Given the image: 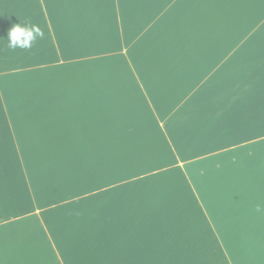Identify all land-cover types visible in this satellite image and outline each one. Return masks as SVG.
I'll return each instance as SVG.
<instances>
[{
    "label": "crops",
    "instance_id": "0c3cea01",
    "mask_svg": "<svg viewBox=\"0 0 264 264\" xmlns=\"http://www.w3.org/2000/svg\"><path fill=\"white\" fill-rule=\"evenodd\" d=\"M0 264H264V0H0Z\"/></svg>",
    "mask_w": 264,
    "mask_h": 264
},
{
    "label": "clouds",
    "instance_id": "9594fccd",
    "mask_svg": "<svg viewBox=\"0 0 264 264\" xmlns=\"http://www.w3.org/2000/svg\"><path fill=\"white\" fill-rule=\"evenodd\" d=\"M43 35L37 25L14 24L7 32L8 46L10 48L29 49L38 37Z\"/></svg>",
    "mask_w": 264,
    "mask_h": 264
}]
</instances>
